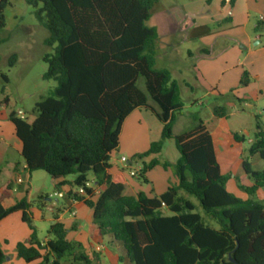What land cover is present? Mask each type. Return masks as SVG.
<instances>
[{"label": "trees", "instance_id": "trees-1", "mask_svg": "<svg viewBox=\"0 0 264 264\" xmlns=\"http://www.w3.org/2000/svg\"><path fill=\"white\" fill-rule=\"evenodd\" d=\"M27 2L36 8L37 18L49 32L46 44L55 45L52 53L42 57L46 63L43 78L52 79L55 86L35 103L32 121L14 111L8 115L21 144L25 171L40 169L55 179L56 187L79 188L77 192L69 190L68 195L91 209L96 234L120 241L132 264H235L229 257L237 264H264V203L241 199L226 189L229 176L220 170L212 136L201 119L179 134L172 131L175 113L183 104L170 72L154 67L157 31L145 22L156 0ZM8 4L9 0H0V29L5 25L3 10ZM263 28L264 24L258 23L255 29ZM15 58V54L10 56V65ZM139 77L144 91L136 84ZM1 78L8 80L3 73ZM240 84H247L246 71ZM139 107L159 119L161 138H172L179 152L173 163L152 158L138 171L140 180L146 182L147 169L157 164L170 167L177 182L160 195L144 191L125 194L123 176L108 172L121 123ZM226 113L224 106L213 109L216 117ZM256 127L248 152L264 160V132L258 124ZM233 138L243 139L237 134ZM160 150L161 140L153 141L133 158ZM241 168L252 183H239V188L248 195L264 190V169H252L247 159L242 160ZM68 175L73 179H65ZM95 187L101 189L96 193ZM183 194L196 198L217 226L204 223ZM5 195L0 194V220L20 211L21 220L31 230L26 240L15 245L23 261L61 264L60 260L68 257L73 264H93L98 259L96 253L87 254L80 242L67 238L57 211L45 240H39L32 223V203L25 196L4 207L1 201ZM4 260L0 245V264Z\"/></svg>", "mask_w": 264, "mask_h": 264}, {"label": "rangeland", "instance_id": "rangeland-1", "mask_svg": "<svg viewBox=\"0 0 264 264\" xmlns=\"http://www.w3.org/2000/svg\"><path fill=\"white\" fill-rule=\"evenodd\" d=\"M176 4L177 6L182 5V10L183 8H196L197 12L200 11V13H197V18L195 14L189 15L188 13L190 17H195L196 20H198V15L204 13L202 10L204 4H199L198 0H156L151 9L150 17L145 24L159 27L167 17L164 9ZM35 10L36 8L30 5L27 0H9V4L3 10L5 25L0 29V130L3 135L9 133L11 125L6 119L1 118L5 116L8 118L9 113L14 111L28 122L32 121L34 118L32 110L35 103L42 97L47 96L55 86L52 79L43 78L46 63L42 59L45 53L53 52L55 45L48 46L46 44L49 32L37 18ZM182 10L177 8L175 12L184 16L186 11ZM205 30L207 32L206 28ZM208 32H210L209 34L215 33ZM188 36L192 39H185L183 32L178 33L174 36L176 42L170 48H163L159 44L158 48L154 50V67L157 69L169 67L179 85L183 105L175 113L173 132L179 134L192 127L198 119H201L204 124L209 126L211 131L222 129L224 133L232 134L222 135L219 137L221 141H217V137H214L216 159L220 165V170L223 174L229 176L226 189L241 199L251 198L264 203V190L259 189L254 195H248L241 188H236L239 183L243 185L252 183V180L239 169L241 160L247 159L252 169H264V160L257 154L249 155L248 152L257 131V124L264 132V60L257 61L258 57L256 55L247 59L241 56L242 66L238 69L241 70L240 72H247V86L244 87L243 84L239 83L236 87L231 86L222 89L221 83H219L221 75L225 73L224 77H226V74L231 73V71L222 73V68L226 66L232 68L234 65H232L231 60L217 59L219 55L216 53L211 59L215 60L216 56L215 61L218 64V69L212 71L213 82L208 81L207 86L195 77H200L197 72V68L200 66L197 58H190L186 53L189 48L195 50L200 46H204L201 39L202 34H197L193 28H190V30L188 28ZM224 46L221 42L216 44L214 48L219 50ZM12 54H15L16 58L10 65L9 58ZM177 68L181 70V76L185 79V84L180 80V75L176 76L174 74L173 70ZM2 73L6 74L7 82L2 80ZM231 78V76L228 77L229 80ZM239 78L241 79V74H239ZM136 84L144 91L142 77L137 79ZM4 97L7 98L6 102H3ZM215 106L226 108L227 113L223 120H218V117L214 116L213 109ZM154 119L159 122L156 117ZM233 134L243 138L238 146H229L228 144L229 139L235 140ZM13 140L17 141L15 138ZM159 140H161V150L157 155L158 158L161 161H176L179 152L175 147L174 140L172 138H160ZM9 156L11 159L17 158L23 162L22 157L16 155L13 147ZM116 158L117 163L120 164L119 153ZM134 166V162H132L128 169H133ZM6 168L7 165L0 162V182H5L11 176L10 171H7ZM18 170L19 172H17ZM15 174L16 178H20L21 181L17 182L15 180L12 183L17 182L20 188L29 190V201L33 206L32 223L36 228L37 237L43 239L52 221V213L47 206L41 205L39 208L35 206L41 200L40 197L49 196L50 200L56 202V205L60 208L64 207L62 198L57 192L59 187L55 186V179L40 169L30 172L29 175L26 171L22 170L21 172L20 169H17ZM73 177V175L66 176L68 179H73ZM134 177L140 180L138 173ZM93 184V181L89 178V185L92 186ZM95 189L97 188L95 187ZM183 195L194 204V210L201 215L204 223L214 227L217 226L215 221L204 213L196 198L187 194ZM102 244L104 250L107 251L102 255L103 252L99 251L100 248H97L98 261L94 259L93 264H132L127 260L124 247L120 241L116 240L111 243L105 236ZM60 262L61 264H73L68 257L62 258Z\"/></svg>", "mask_w": 264, "mask_h": 264}, {"label": "crops", "instance_id": "crops-1", "mask_svg": "<svg viewBox=\"0 0 264 264\" xmlns=\"http://www.w3.org/2000/svg\"><path fill=\"white\" fill-rule=\"evenodd\" d=\"M198 1L199 4H204L202 8L204 13L198 15V20H196L195 17L189 16L195 14L197 18V13H200V11L197 12L196 8H183V10L186 11L184 16L175 12L177 8L182 10V5L177 6L176 4L164 9L167 17L159 26L161 29L158 26H154L157 31V39L156 42H154L153 50L157 49L159 44H161L163 48H170L176 42L174 36L181 32L184 33L185 39H192V37L188 36V28L189 30L193 28L195 33L202 34L201 39L202 43H204L203 47L200 46L195 50L190 48L186 50L187 56L190 58H197L200 63L199 68H197L200 77L195 76L196 79L201 80L202 83H205L207 86L208 81H210V83L213 82L212 71L218 69V64L215 61L216 56L214 58L215 60L211 58L217 53V55H219L217 59L231 60L233 62L232 65H234L232 68H228L227 66L222 68V73L231 71L230 74H226V77H224L225 73L221 75L219 83H221L222 89H227L231 86L236 87L240 83L239 74L242 75V72H240L241 70L238 69V67L242 66L240 62L241 56L247 59L250 56L256 55L258 57L257 61L260 62L264 60V28L262 31H256L255 29L258 23L264 24V0H235L233 3H229L226 0ZM208 31L215 33L209 34L210 32ZM221 42L225 45L223 48H219V50L214 48L216 44H220ZM166 69L170 72L172 78L177 81L170 71V68L168 67ZM173 72L176 76L180 75V80L185 84V79L181 76V70L177 68L173 70ZM229 76L232 77L231 80L228 79ZM245 86H247V84H245L244 87ZM153 116L156 117L147 108L139 107L131 110L121 123L118 145L116 149L110 153L111 166L108 172L110 174H121L123 176L125 194L135 195L138 191H144L151 196L160 195L169 185L177 182V178L173 175L170 167H163L160 164L145 171L144 176L147 181L143 183L134 177L136 175L131 176L129 174L131 168H128L131 166L132 162H134V168H137L147 163L152 158H158V154H150L140 159L132 158L134 155L147 150L151 142L161 138L162 123L156 121ZM224 117L225 116L218 117V120H223ZM1 119H6L11 125V129L6 135H3V132L0 130V162H4L7 165L6 169L10 171L11 174L8 180L0 182V194H6L1 202L4 207H8L25 196L29 200V190L27 188H20L17 182L14 184L12 183L15 182V180L17 181L15 171L17 169H20L21 172L22 170L25 171V165L24 161L22 162L17 158H10L9 155L12 147L16 155L20 156L21 144L15 136L13 125L8 118L5 116ZM206 127L212 136L216 155L214 137H217V141H221L219 137L222 135L232 134L228 132L224 133L222 129H214V131H211L208 125H206ZM173 128L174 124L172 131ZM13 138L17 141H14ZM240 142L241 141L233 139L228 140L229 146H238ZM118 153L120 157L125 156L127 161L122 162L119 158L120 164H118L116 158ZM166 161L170 163L175 162L170 160ZM241 163L242 160L239 163L240 171H242ZM17 172H19V170ZM26 173L28 172L26 171ZM29 174L30 173H28V175ZM89 178L93 181L91 175H89ZM65 179L68 178L65 177ZM62 187L66 188L62 189ZM62 187L60 186L57 192L62 198L64 207L60 208L56 205V202L50 200L49 196L41 197V200H39L41 205L47 206L52 215L54 212H58V220L64 224L67 230L66 236L69 240L80 242L87 254H97V248H100L99 251H102V255H104L107 251L104 250L102 244L104 237L107 236V240L109 239L111 243L114 241L111 240L109 235H97L96 227L92 223L91 209L68 195L69 190L77 192L79 188H70L67 184L62 185ZM96 188L95 191L97 193L101 187ZM236 188H239L238 185ZM32 208L33 206L30 208L31 213ZM30 232L31 230L27 224L21 220L20 211L12 212L0 220V245L5 253L3 264H33L39 262V260H36L31 263H26L19 258L15 252L16 243L26 240ZM39 240L43 241L45 237Z\"/></svg>", "mask_w": 264, "mask_h": 264}, {"label": "built area", "instance_id": "built-area-1", "mask_svg": "<svg viewBox=\"0 0 264 264\" xmlns=\"http://www.w3.org/2000/svg\"><path fill=\"white\" fill-rule=\"evenodd\" d=\"M227 2H229V0H226ZM120 160L122 161V162H126L127 161V158L125 157V156H121L120 157ZM141 169V166L140 167H137L136 169H131V170H129V174L131 175V176H134V175H136L137 173H138V171ZM21 181V179L20 178H17V182H20Z\"/></svg>", "mask_w": 264, "mask_h": 264}, {"label": "water", "instance_id": "water-1", "mask_svg": "<svg viewBox=\"0 0 264 264\" xmlns=\"http://www.w3.org/2000/svg\"><path fill=\"white\" fill-rule=\"evenodd\" d=\"M229 259H230V261H232L233 263L237 264L233 258L229 257Z\"/></svg>", "mask_w": 264, "mask_h": 264}]
</instances>
